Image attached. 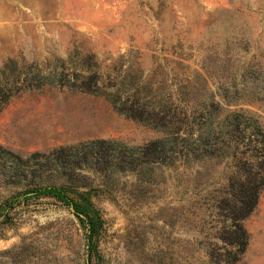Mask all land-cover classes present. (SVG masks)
<instances>
[{"label": "rangeland", "instance_id": "rangeland-1", "mask_svg": "<svg viewBox=\"0 0 264 264\" xmlns=\"http://www.w3.org/2000/svg\"><path fill=\"white\" fill-rule=\"evenodd\" d=\"M263 156L264 0H0V264H264Z\"/></svg>", "mask_w": 264, "mask_h": 264}, {"label": "trees", "instance_id": "trees-1", "mask_svg": "<svg viewBox=\"0 0 264 264\" xmlns=\"http://www.w3.org/2000/svg\"><path fill=\"white\" fill-rule=\"evenodd\" d=\"M263 160L264 156L260 161L261 164L264 162ZM250 184L251 185L245 187L244 189V191L246 192V202H244V205L246 208H249L248 210L254 208L257 203L258 190H256V188H258V185L264 184V173L262 172L260 178L258 180H253V182H251ZM36 195L55 196L56 198L63 201L65 204L72 206L78 214H80L81 216H85L86 221L89 224V228L91 230L90 235L92 236L93 233L97 231V226L98 222H100V217L91 205L90 196L78 195L79 200H76L74 197H71L68 194V191L66 189L61 187H46L44 189H38L36 191ZM4 206L10 209L13 206V203L8 202ZM4 206H0V217L4 216V219L7 220L9 218L7 213L2 211V207ZM246 245L247 239H243V241L239 245V250L243 252L246 248Z\"/></svg>", "mask_w": 264, "mask_h": 264}]
</instances>
